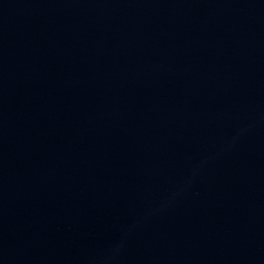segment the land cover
<instances>
[{"label": "water", "instance_id": "1", "mask_svg": "<svg viewBox=\"0 0 264 264\" xmlns=\"http://www.w3.org/2000/svg\"><path fill=\"white\" fill-rule=\"evenodd\" d=\"M0 264H264V0H0Z\"/></svg>", "mask_w": 264, "mask_h": 264}]
</instances>
